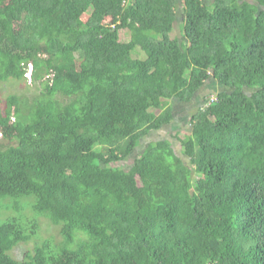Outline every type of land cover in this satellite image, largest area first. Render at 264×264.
<instances>
[{"label": "trees", "instance_id": "obj_1", "mask_svg": "<svg viewBox=\"0 0 264 264\" xmlns=\"http://www.w3.org/2000/svg\"><path fill=\"white\" fill-rule=\"evenodd\" d=\"M8 80L47 100L0 98V264H264V0H0Z\"/></svg>", "mask_w": 264, "mask_h": 264}, {"label": "rangeland", "instance_id": "obj_2", "mask_svg": "<svg viewBox=\"0 0 264 264\" xmlns=\"http://www.w3.org/2000/svg\"><path fill=\"white\" fill-rule=\"evenodd\" d=\"M178 7H179L178 20L176 22V27H175V31L173 32V36L181 37L184 26V17L182 15L181 2H179ZM88 17H89L88 15H84L85 20ZM121 38L123 41L129 40L130 33L128 31H122ZM29 81L27 82L25 80L23 81L8 80L5 82H0V98L7 97L11 94H16L21 99V104L23 105V107L27 106L29 101L35 97H38L42 100H47L46 97L41 95V90L39 85L38 86L31 85ZM217 90L218 88H215V83L213 81H210L208 85L204 86L201 89L200 93H198L197 95L199 97L194 99L193 102L184 103L179 100L171 101V103H173L175 108V115H176L175 121L172 124L165 126L160 131L152 132L147 135L144 134L143 135L144 139L142 138L143 140L141 141L140 147L133 154L134 157H131L132 160L142 152V150L146 147L147 144H149L150 141L156 139H162L164 137L170 138L174 142L175 147L178 149L179 141L175 139L174 137L175 133H178L180 137H184L189 132L190 117L192 113H194L197 110V108L201 105L204 99L202 97H206L207 95L216 93ZM132 160H130L129 162L131 163ZM41 224H42L41 238H46L49 236H55L57 239L60 238L59 228L54 226L47 218H41ZM34 243L35 241H33L30 244L20 245L14 251V254L18 257L21 256L24 253V251L27 248H31Z\"/></svg>", "mask_w": 264, "mask_h": 264}, {"label": "crops", "instance_id": "obj_3", "mask_svg": "<svg viewBox=\"0 0 264 264\" xmlns=\"http://www.w3.org/2000/svg\"><path fill=\"white\" fill-rule=\"evenodd\" d=\"M206 2H212L213 0H205Z\"/></svg>", "mask_w": 264, "mask_h": 264}]
</instances>
